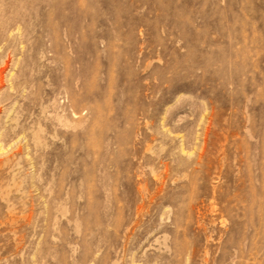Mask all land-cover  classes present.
I'll use <instances>...</instances> for the list:
<instances>
[{"label":"rangeland","instance_id":"rangeland-1","mask_svg":"<svg viewBox=\"0 0 264 264\" xmlns=\"http://www.w3.org/2000/svg\"><path fill=\"white\" fill-rule=\"evenodd\" d=\"M22 1L0 264H264V0Z\"/></svg>","mask_w":264,"mask_h":264},{"label":"bare ground","instance_id":"bare-ground-1","mask_svg":"<svg viewBox=\"0 0 264 264\" xmlns=\"http://www.w3.org/2000/svg\"><path fill=\"white\" fill-rule=\"evenodd\" d=\"M16 1L17 0L12 4H7L6 2L4 3L3 0H0V51L5 54V59L0 65V73L7 66L10 56L15 54L16 51H23L24 48L21 30L25 27L23 25L24 19L27 15L29 16L30 13L24 11L26 10L25 1ZM49 16L47 19L50 21ZM14 30H17V32L14 33Z\"/></svg>","mask_w":264,"mask_h":264}]
</instances>
